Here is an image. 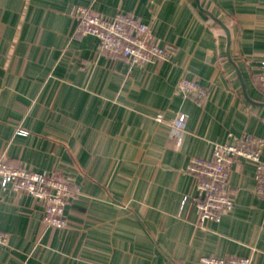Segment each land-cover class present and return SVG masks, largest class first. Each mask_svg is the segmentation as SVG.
I'll list each match as a JSON object with an SVG mask.
<instances>
[{"label": "crops", "instance_id": "0c3cea01", "mask_svg": "<svg viewBox=\"0 0 264 264\" xmlns=\"http://www.w3.org/2000/svg\"><path fill=\"white\" fill-rule=\"evenodd\" d=\"M88 5L0 0V159L81 190L66 207L67 228L55 229L35 198L3 191L0 177L9 236L0 264H201L205 256L264 264L254 167L233 165L235 206L205 226L186 173L230 133L264 141V0H96V13L150 24L172 52L136 66L75 32L70 13ZM182 75L206 90L203 102L177 92ZM178 113L187 115L180 140L170 125Z\"/></svg>", "mask_w": 264, "mask_h": 264}, {"label": "built area", "instance_id": "2783aa9c", "mask_svg": "<svg viewBox=\"0 0 264 264\" xmlns=\"http://www.w3.org/2000/svg\"><path fill=\"white\" fill-rule=\"evenodd\" d=\"M88 6H75L70 15L76 22L75 32L93 36L99 40L100 52L112 57H124L131 66L147 65L156 61H168L172 52L156 43L150 24L141 22L132 15L118 13L112 18L95 12L93 3ZM258 86L264 88V62L258 78ZM177 92L186 98L203 102L207 93L197 80L182 75L177 83ZM155 120L162 123L164 114L156 115ZM187 115L178 113L171 122L172 137L180 140L185 131ZM20 132V131H19ZM264 141L249 133L235 135L230 133L226 142L215 144L213 157L190 159L186 173L195 182L194 202L198 211V225L221 222L235 206L231 193V173L233 165L239 160L251 164L255 169L256 194L264 199V160L262 158ZM0 177L3 191L14 194H27L35 198L44 209L43 220L48 227L65 229L68 222L65 210L71 198L81 195L80 187L72 180L59 178L55 174L36 172L30 168H15L0 159ZM188 196H184L183 205ZM9 236L0 224V246H8ZM201 264H252L250 257L219 258L205 256Z\"/></svg>", "mask_w": 264, "mask_h": 264}, {"label": "water", "instance_id": "95a60500", "mask_svg": "<svg viewBox=\"0 0 264 264\" xmlns=\"http://www.w3.org/2000/svg\"><path fill=\"white\" fill-rule=\"evenodd\" d=\"M225 29H227V28H225Z\"/></svg>", "mask_w": 264, "mask_h": 264}]
</instances>
